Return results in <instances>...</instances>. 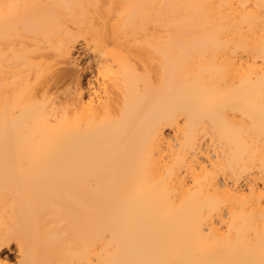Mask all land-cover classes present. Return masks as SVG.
Listing matches in <instances>:
<instances>
[{
    "label": "bare ground",
    "instance_id": "6f19581e",
    "mask_svg": "<svg viewBox=\"0 0 264 264\" xmlns=\"http://www.w3.org/2000/svg\"><path fill=\"white\" fill-rule=\"evenodd\" d=\"M0 264H264V0H0Z\"/></svg>",
    "mask_w": 264,
    "mask_h": 264
},
{
    "label": "rangeland",
    "instance_id": "374dc122",
    "mask_svg": "<svg viewBox=\"0 0 264 264\" xmlns=\"http://www.w3.org/2000/svg\"><path fill=\"white\" fill-rule=\"evenodd\" d=\"M8 257H9L10 260H13L12 254H8Z\"/></svg>",
    "mask_w": 264,
    "mask_h": 264
},
{
    "label": "snow or ice",
    "instance_id": "6c2138e0",
    "mask_svg": "<svg viewBox=\"0 0 264 264\" xmlns=\"http://www.w3.org/2000/svg\"><path fill=\"white\" fill-rule=\"evenodd\" d=\"M7 7L11 8V7H14V6L9 5V6H7Z\"/></svg>",
    "mask_w": 264,
    "mask_h": 264
}]
</instances>
